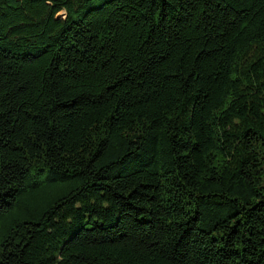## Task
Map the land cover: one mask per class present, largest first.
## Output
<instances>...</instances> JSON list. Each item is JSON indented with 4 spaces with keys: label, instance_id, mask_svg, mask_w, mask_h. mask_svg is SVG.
<instances>
[{
    "label": "trees",
    "instance_id": "16d2710c",
    "mask_svg": "<svg viewBox=\"0 0 264 264\" xmlns=\"http://www.w3.org/2000/svg\"><path fill=\"white\" fill-rule=\"evenodd\" d=\"M0 264H264V0H0Z\"/></svg>",
    "mask_w": 264,
    "mask_h": 264
}]
</instances>
